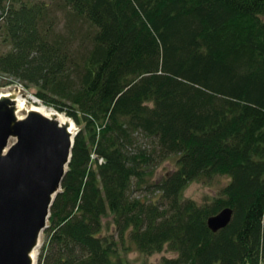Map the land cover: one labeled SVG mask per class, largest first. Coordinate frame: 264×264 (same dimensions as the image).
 <instances>
[{"label": "trees", "instance_id": "16d2710c", "mask_svg": "<svg viewBox=\"0 0 264 264\" xmlns=\"http://www.w3.org/2000/svg\"><path fill=\"white\" fill-rule=\"evenodd\" d=\"M5 1L0 87L78 128L36 264H124L127 240L162 264H264V0ZM217 176V196L183 198Z\"/></svg>", "mask_w": 264, "mask_h": 264}, {"label": "water", "instance_id": "95a60500", "mask_svg": "<svg viewBox=\"0 0 264 264\" xmlns=\"http://www.w3.org/2000/svg\"><path fill=\"white\" fill-rule=\"evenodd\" d=\"M12 97L15 94L0 95V264H35L30 253L48 227L76 132L71 134L57 113L46 116L29 110L27 117L18 119L9 104ZM231 218L232 210L225 208L206 224L216 233Z\"/></svg>", "mask_w": 264, "mask_h": 264}, {"label": "rangeland", "instance_id": "374dc122", "mask_svg": "<svg viewBox=\"0 0 264 264\" xmlns=\"http://www.w3.org/2000/svg\"><path fill=\"white\" fill-rule=\"evenodd\" d=\"M16 2L23 3V4H32L35 2H44V3L48 4L47 0H17V1L15 0V2L12 0H6L4 2V5H5V7H8L9 4L10 5L11 4L16 5ZM49 6H50V4H49ZM50 8H51V6H50ZM51 10H53V9L51 8ZM52 19L56 20L59 23V27H58L57 31H60L61 30L60 21H61V19H63L62 12H60L59 10L56 11L52 16ZM0 31H2V29H0ZM7 49H8V47H7ZM7 49H2V50L6 51ZM11 80L1 78L0 83L1 84L8 83ZM34 91H35L34 89L31 90V89L23 88L20 84H18L16 82H14L12 85L0 87V94L10 95L11 93H15V94H20V95L24 96L26 101H27L26 102V108H28L27 111H29L31 106L34 105V100H35V102H37V106L43 105L39 100L34 98V96L32 94ZM29 97H31V98L29 99ZM43 107L45 109L49 110L50 114L51 113H57V115L65 117L63 114L56 112L52 108H48L44 105H43ZM27 111H25L24 109L21 111H18L16 114V117L18 119H23V118L27 117ZM50 114H48L46 116H49ZM75 129H76L75 131L78 132L77 126H75ZM10 142H12V140H10ZM175 158L176 157L172 156V157H169L168 159H166L165 161H163L161 163H155L153 166H151L149 169V173H151V174H150V176H147V178H146L147 184H152V183L158 182L163 176L169 175V171H171V169L174 167ZM227 183H228V178L222 177V176L214 177L211 181H204V180L193 181V182L189 183V185L185 189V191L183 193V198L193 200L198 205H201L205 202V200H210L211 198L217 196L219 191ZM138 195H140V197L145 195L146 197L150 198L152 201L156 200V196L153 193L152 188H150L147 191L142 189ZM108 220H111V216H108V218L105 219L104 222L108 221ZM105 235L109 236V234H105ZM42 243H43V236H40V239L38 241L39 247L35 250V253H34V256L36 259H37V255L39 254L40 247L42 246ZM125 246H126L128 251H126V250H125L126 252L120 251V256L122 257L124 264H162L163 258H170L173 256L172 253L167 252V251H164V252H161L158 254H154L151 256H144V255L140 254L128 240L126 241Z\"/></svg>", "mask_w": 264, "mask_h": 264}, {"label": "bare ground", "instance_id": "6f19581e", "mask_svg": "<svg viewBox=\"0 0 264 264\" xmlns=\"http://www.w3.org/2000/svg\"><path fill=\"white\" fill-rule=\"evenodd\" d=\"M4 97H8V95L6 96V94L4 95ZM13 98V100H9V104L12 106V107H14V108H16V114H17V112L18 111H21V110H25V111H27L28 110V108H26V99H25V97H23L22 95H20V94H16L15 95V97H12ZM31 97H29V99H30ZM30 111H34V112H39V113H41V114H43V115H48V114H50V111L49 110H47V109H45L44 107H43V105H38L37 106V102H35V100H34V105L33 106H31V108H30ZM24 119V118H23ZM58 119H59V121H60V123H63V122H65V123H68V126H69V131H70V133L71 134H74V132H75V125L73 124V122L72 121H70V120H68V119H66V118H64L63 116H59L58 115ZM37 249V248H36ZM36 249H33L32 250V252L30 253V257L32 256V260H34V253H35V250Z\"/></svg>", "mask_w": 264, "mask_h": 264}, {"label": "clouds", "instance_id": "9594fccd", "mask_svg": "<svg viewBox=\"0 0 264 264\" xmlns=\"http://www.w3.org/2000/svg\"><path fill=\"white\" fill-rule=\"evenodd\" d=\"M102 163L101 160H99V164Z\"/></svg>", "mask_w": 264, "mask_h": 264}]
</instances>
